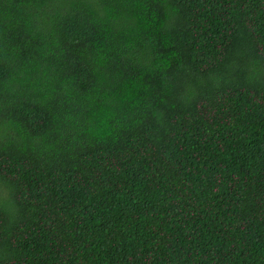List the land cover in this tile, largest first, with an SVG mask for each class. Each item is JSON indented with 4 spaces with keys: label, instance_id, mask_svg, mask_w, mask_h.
Returning a JSON list of instances; mask_svg holds the SVG:
<instances>
[{
    "label": "trees",
    "instance_id": "trees-1",
    "mask_svg": "<svg viewBox=\"0 0 264 264\" xmlns=\"http://www.w3.org/2000/svg\"><path fill=\"white\" fill-rule=\"evenodd\" d=\"M0 264H264V0H0Z\"/></svg>",
    "mask_w": 264,
    "mask_h": 264
}]
</instances>
